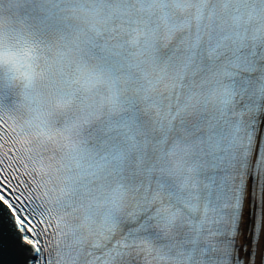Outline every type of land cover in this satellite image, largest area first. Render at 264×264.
Here are the masks:
<instances>
[{
    "label": "snow or ice",
    "instance_id": "6c2138e0",
    "mask_svg": "<svg viewBox=\"0 0 264 264\" xmlns=\"http://www.w3.org/2000/svg\"><path fill=\"white\" fill-rule=\"evenodd\" d=\"M0 264H264V0H0Z\"/></svg>",
    "mask_w": 264,
    "mask_h": 264
}]
</instances>
